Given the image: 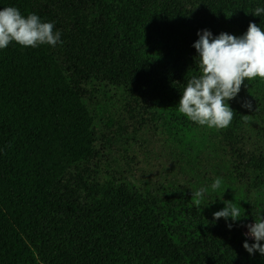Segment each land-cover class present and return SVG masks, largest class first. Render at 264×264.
Wrapping results in <instances>:
<instances>
[{"label": "trees", "instance_id": "1", "mask_svg": "<svg viewBox=\"0 0 264 264\" xmlns=\"http://www.w3.org/2000/svg\"><path fill=\"white\" fill-rule=\"evenodd\" d=\"M9 6L54 22L62 43L0 49V264H264L242 246L264 212V80L228 101L226 129L178 111L197 32L264 30L251 14L264 0ZM231 200L244 217L213 223Z\"/></svg>", "mask_w": 264, "mask_h": 264}, {"label": "clouds", "instance_id": "2", "mask_svg": "<svg viewBox=\"0 0 264 264\" xmlns=\"http://www.w3.org/2000/svg\"><path fill=\"white\" fill-rule=\"evenodd\" d=\"M253 16L264 14V7L257 6ZM54 22H42L35 13L22 15L17 7L9 6L0 10V49H5L15 42L22 47L36 48L40 45L55 47L62 43L60 31H54ZM199 37L192 47L198 54L195 58L199 75L187 80L178 101V111L190 121L208 128L226 129L233 120L234 111L228 101L234 99L244 85L245 80L260 78L264 80V30L250 22L242 36L220 33L213 37L209 30L197 32ZM242 107L252 110L250 101ZM221 178H216L211 185L213 191L221 187ZM201 188L192 193L196 206H200L204 194ZM225 191V190H224ZM224 208L214 212L213 223L220 218L227 223L241 220L244 213L241 207L231 201H224ZM245 236L253 243L243 242V248L250 254L256 252L264 256V212L258 213L253 223L245 225Z\"/></svg>", "mask_w": 264, "mask_h": 264}, {"label": "rangeland", "instance_id": "3", "mask_svg": "<svg viewBox=\"0 0 264 264\" xmlns=\"http://www.w3.org/2000/svg\"><path fill=\"white\" fill-rule=\"evenodd\" d=\"M248 224H250V223H248ZM247 225V224H246ZM243 232L244 233H246L247 232V228L244 226V228H243ZM247 237V236H246ZM248 239H251L250 237H247Z\"/></svg>", "mask_w": 264, "mask_h": 264}]
</instances>
